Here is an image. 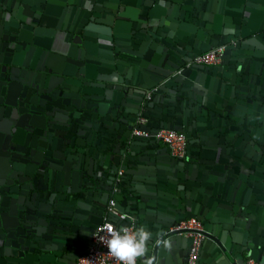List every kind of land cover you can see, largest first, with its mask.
Wrapping results in <instances>:
<instances>
[{
    "label": "crops",
    "instance_id": "1",
    "mask_svg": "<svg viewBox=\"0 0 264 264\" xmlns=\"http://www.w3.org/2000/svg\"><path fill=\"white\" fill-rule=\"evenodd\" d=\"M232 38L238 46L223 64L167 80ZM7 79L0 264H73L94 225L109 218L108 160L126 140L136 142L121 155L120 206L153 233L140 264H185L188 238L162 235L190 215L236 258L264 262V0H0ZM139 111L150 130L171 124L187 133L186 157L133 139ZM198 264L229 260L206 241Z\"/></svg>",
    "mask_w": 264,
    "mask_h": 264
},
{
    "label": "built area",
    "instance_id": "2",
    "mask_svg": "<svg viewBox=\"0 0 264 264\" xmlns=\"http://www.w3.org/2000/svg\"><path fill=\"white\" fill-rule=\"evenodd\" d=\"M223 51L224 45H219L207 51L201 52L193 56L189 61H186L177 71L180 72L181 70L194 65L210 66L220 64L223 61ZM147 95L150 97L151 92H149ZM147 121L148 120L146 117L139 116L136 121L137 125L134 127L132 133L134 135L143 137L153 136L169 148L170 154L173 157L181 159L186 157L188 138L183 131L166 126L159 127L155 130L146 129L143 126L147 123ZM122 173L123 170L119 169L118 174L120 175ZM114 205V198H110L108 201L107 210L117 214L118 221H112L106 217L101 223L97 225L92 235V245L89 247L87 252L78 257L76 264H118L106 247V241L108 238L107 230L110 227H115L127 228L129 231H134L137 229V221L126 212L115 209ZM124 222L125 224H123ZM168 231L178 232L192 238L188 260L190 264H193L199 257L201 242L205 237L202 222L196 217H188L169 226ZM137 264H140L138 260ZM241 264L261 263L253 258L248 257Z\"/></svg>",
    "mask_w": 264,
    "mask_h": 264
},
{
    "label": "water",
    "instance_id": "3",
    "mask_svg": "<svg viewBox=\"0 0 264 264\" xmlns=\"http://www.w3.org/2000/svg\"><path fill=\"white\" fill-rule=\"evenodd\" d=\"M238 43H239V40L237 39V38H232V39H230V40H228V41H225V42H222V43H218V45H215V46H213V47H210V48H208V49H205V50H203V51H200L199 53H201V52H204V51H207V50H209V49H211V48H214V47H217V46H219V45H224V51H223V61H222V63L221 64H223V62H224V60H226V58H227V54L233 49V48H236L237 46H238ZM199 53H196V54H194V55H192L191 57H190V59L193 57V56H195V55H197V54H199ZM185 62V61H184ZM183 65V63H181L180 64V66L178 67V68H176V69H174V71L169 75V77H168V79L167 80H173L174 78H176V77H179V76H182V75H184V73L187 71V69H189V68H192V67H203V66H205V65H194V66H191V67H189V68H185V69H183V70H181L180 72H178L177 70L181 67ZM3 85H4V87H7V85H8V79L7 80H3V82L2 81H0V95L2 94H4L5 93V90L7 89H5V88H3ZM159 88L160 87H157L156 88V90H154L153 92H157V91H159ZM140 90V89H139ZM150 89H148L147 91H145V90H141V92L142 93H144V98L146 99V103H148L149 102V100L152 98V96H153V92L151 93V96L150 97H148V93L150 92L149 91ZM30 108H32V111L34 110V109H36V108H39V107H35V106H33V107H30ZM50 110V109H49ZM49 110L47 111V114L49 115V118H51V115H50V113H49ZM54 114L55 115H58V114H60V115H63V116H65V117H67V115H65L64 113H56V111H54ZM135 114H136V117L138 118L139 116H144V117H146L147 118V123L143 126L144 128H146V129H149V126L151 125V120H150V117H148V115L145 113V111H139V112H135ZM136 118V119H137ZM68 126L66 127V129L65 130H67L68 128H69V130H70V132H69V134H73V128L76 126V124L75 123H73V120H70V119H68ZM163 126H165V125H162L161 127H163ZM166 127H172V128H174V129H176V130H181V129H178V128H176V127H174V125H168V126H166ZM48 128L49 129H52V128H56V126L55 125H53V127H52V125L51 124H48ZM130 128V127H129ZM59 129H62V127H59ZM131 129H132V127H131ZM130 129V130H131ZM157 129V128H156ZM133 130V129H132ZM131 130V131H132ZM185 133V132H184ZM186 134V136H187V138H188V145H187V152L189 151V146H190V142H191V139H190V137L188 136V134L187 133H185ZM132 137H133V139H137V137H143V136H138V135H134V134H132ZM146 139H148V141H150L151 143H159L160 141L158 140V139H156L155 137H153V136H150V137H145ZM136 141L134 140L132 143H131V141H129V140H126V141H124V143H122L121 144V152H119L117 155H115L114 157H110V159L108 160L109 161V165H108V167H107V172H108V174H107V179H109V182H110V184L108 185V193H107V195H108V198L110 199V198H114V200H115V205H114V208L115 209H117L118 211H122V212H126L127 214H129L130 216H132L133 218H135L136 219V216H133L132 215V213H130V211L129 210H127V209H125V208H122L121 206H120V200H121V195H120V187H122V185L124 184V178L126 177V175H127V170H126V167H127V165H126V163H125V160H121V155L122 154H124V156L125 157H128L127 155V153H128V151L132 148V146H133V144L135 143ZM77 146H80V147H82V144H77ZM167 147V146H166ZM167 149L169 150V148L167 147ZM169 152H170V150H169ZM131 153V152H130ZM124 157V158H125ZM173 157V156H172ZM174 158H176V157H174ZM176 159H181V158H176ZM119 169H122L123 170V173L122 174H118V171H119ZM110 196V197H109ZM109 199H108V201H109ZM107 205H108V202H107V204H106V211H107V214L109 215V218L108 219H110V220H112L111 218H110V216H114V217H117V214H115L114 212H109L108 210H107ZM22 217H24V216H22ZM188 217H193V216H186V217H182V218H180V219H178V220H176V221H174L173 223H169V224H166V225H164V227H163V238L164 239H167V238H169V237H171V236H180V237H186V238H188V240H189V246H188V249H187V253H186V258H185V264H190L189 263V260H188V256H189V251H190V245H191V242H192V238L191 237H187V236H185V235H183V234H180V233H178V232H169L168 231V228H169V226H171L172 224H175L176 222H178L179 220H182V219H185V218H188ZM118 218V217H117ZM103 221V219L101 220V222ZM101 222H98V223H96L95 225H94V227L92 228V230H91V233H90V244H89V247L92 245V235H93V232L95 231V229H96V227H97V225L99 224V223H101ZM202 222V221H201ZM204 223V222H203ZM202 223V224H203ZM123 224H125V222L123 223ZM203 232H204V235H205V237L203 238V240H202V242H201V247H200V251H199V258H200V253H201V250H202V247H203V245H204V243L206 242V241H212V242H214V243H217L218 245H219V247L222 249V251L225 253V255L228 257V260H229V264H241V263H243L246 259H238V258H236L228 249H227V247L225 246V245H223V243L220 241V239H218L217 238V236L216 235H214L212 232H210V231H208L206 228H205V226H203ZM163 239V240H164ZM8 242V241H7ZM89 247H87L86 249H82L81 251H78L75 255H74V257H73V264H76V261H77V259H78V257L80 256V255H82L83 253H85V252H87L88 251V249H89ZM153 252H154V249H153ZM199 258L193 263V264H198V262H199ZM250 258H253V259H255V260H257V261H259L261 264H264V262L260 259V258H258V257H255V256H250ZM154 264H155V261H154Z\"/></svg>",
    "mask_w": 264,
    "mask_h": 264
},
{
    "label": "clouds",
    "instance_id": "4",
    "mask_svg": "<svg viewBox=\"0 0 264 264\" xmlns=\"http://www.w3.org/2000/svg\"><path fill=\"white\" fill-rule=\"evenodd\" d=\"M107 235L106 247L118 264H137L139 258L146 256L148 242L153 238V233L143 227L134 231L110 227ZM162 243L169 247L167 241ZM147 264H154V260H148Z\"/></svg>",
    "mask_w": 264,
    "mask_h": 264
}]
</instances>
